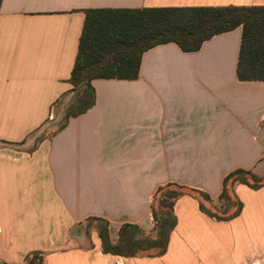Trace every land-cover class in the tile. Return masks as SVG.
<instances>
[{
	"label": "crops",
	"instance_id": "obj_1",
	"mask_svg": "<svg viewBox=\"0 0 264 264\" xmlns=\"http://www.w3.org/2000/svg\"><path fill=\"white\" fill-rule=\"evenodd\" d=\"M227 5L264 0H0V264H244L264 252V186L238 184L244 207L227 221L180 197L162 256L106 254L86 232L97 216L113 241L125 223L151 233L167 183L218 203L234 169L264 176V80L237 76L241 26L197 51L156 45L137 78L93 79L95 104L58 128L86 9Z\"/></svg>",
	"mask_w": 264,
	"mask_h": 264
},
{
	"label": "trees",
	"instance_id": "obj_2",
	"mask_svg": "<svg viewBox=\"0 0 264 264\" xmlns=\"http://www.w3.org/2000/svg\"><path fill=\"white\" fill-rule=\"evenodd\" d=\"M239 26L242 37L237 76L240 80H264V5L86 9L69 79L73 95L65 105L58 128H63L70 117L84 113L95 104L93 79L137 78L146 50L174 42L183 51H197L214 35ZM238 184L259 189L264 186V176L249 169H234L223 179L218 203H214L205 191L167 183L158 187L152 200L154 227L151 233L139 225L125 223L118 231L117 241H113L109 221L97 216L86 219V232L97 231L101 250L106 254L162 256L167 252L170 235L177 224L175 204L180 197L196 198L206 215L217 221H227L239 216L244 207L236 195ZM36 257V254L28 255L27 261Z\"/></svg>",
	"mask_w": 264,
	"mask_h": 264
},
{
	"label": "rangeland",
	"instance_id": "obj_3",
	"mask_svg": "<svg viewBox=\"0 0 264 264\" xmlns=\"http://www.w3.org/2000/svg\"><path fill=\"white\" fill-rule=\"evenodd\" d=\"M49 129H52V128H49ZM247 260H246L247 262L245 261L244 264H264V252L263 253H258L255 256H253V257H251V258H249ZM38 262H39L38 260L36 261L35 258L34 259L32 258V260L29 259L27 261V264H31V263L36 264Z\"/></svg>",
	"mask_w": 264,
	"mask_h": 264
}]
</instances>
